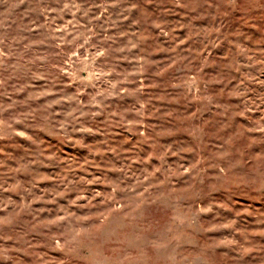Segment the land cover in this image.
I'll return each instance as SVG.
<instances>
[{
	"label": "rangeland",
	"instance_id": "rangeland-1",
	"mask_svg": "<svg viewBox=\"0 0 264 264\" xmlns=\"http://www.w3.org/2000/svg\"><path fill=\"white\" fill-rule=\"evenodd\" d=\"M0 264H264V0H0Z\"/></svg>",
	"mask_w": 264,
	"mask_h": 264
}]
</instances>
